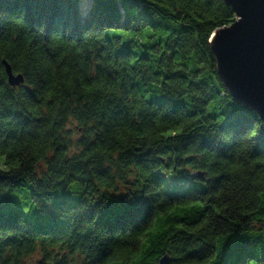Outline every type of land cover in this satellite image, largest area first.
<instances>
[{"label": "trees", "instance_id": "trees-1", "mask_svg": "<svg viewBox=\"0 0 264 264\" xmlns=\"http://www.w3.org/2000/svg\"><path fill=\"white\" fill-rule=\"evenodd\" d=\"M234 20L222 0H0V264H264L263 122L208 43Z\"/></svg>", "mask_w": 264, "mask_h": 264}, {"label": "water", "instance_id": "water-1", "mask_svg": "<svg viewBox=\"0 0 264 264\" xmlns=\"http://www.w3.org/2000/svg\"><path fill=\"white\" fill-rule=\"evenodd\" d=\"M235 15L213 31L209 48L224 88L240 105L258 115L264 127V0H222ZM10 86L23 83L4 62Z\"/></svg>", "mask_w": 264, "mask_h": 264}, {"label": "rangeland", "instance_id": "rangeland-1", "mask_svg": "<svg viewBox=\"0 0 264 264\" xmlns=\"http://www.w3.org/2000/svg\"><path fill=\"white\" fill-rule=\"evenodd\" d=\"M2 157H0V169L2 168ZM63 196L61 194H58L55 198H53L52 202L55 203L59 198H62ZM67 201L70 203V204H74L77 202V198L74 197V196H71V197H67L66 198Z\"/></svg>", "mask_w": 264, "mask_h": 264}]
</instances>
